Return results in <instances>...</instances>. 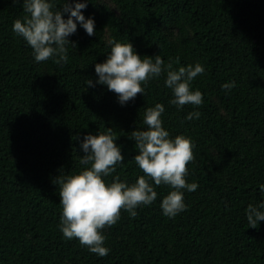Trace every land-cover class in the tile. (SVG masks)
<instances>
[{"label": "trees", "instance_id": "1", "mask_svg": "<svg viewBox=\"0 0 264 264\" xmlns=\"http://www.w3.org/2000/svg\"><path fill=\"white\" fill-rule=\"evenodd\" d=\"M109 1L114 8L90 0L82 10L94 18L95 35L78 25L61 65L35 61L12 31L26 14L22 0H0V264H264V221L252 228L245 215L249 203L264 200V0ZM109 38L174 68L203 64L191 82L203 103L169 104L166 73L123 106L106 85L87 86ZM233 80L235 87H221ZM156 102L170 135L195 144L186 180L198 188L184 192L187 208L173 218L160 208L170 191L163 184L136 216L121 209L101 230L110 252L98 256L60 232L56 178L87 167L79 160L86 133L111 128L124 159L106 180L135 182L143 173L131 132L146 127L145 109ZM194 110L199 118L185 119Z\"/></svg>", "mask_w": 264, "mask_h": 264}, {"label": "clouds", "instance_id": "2", "mask_svg": "<svg viewBox=\"0 0 264 264\" xmlns=\"http://www.w3.org/2000/svg\"><path fill=\"white\" fill-rule=\"evenodd\" d=\"M17 0H13L15 4ZM90 0H22L23 17L12 23V31L31 47L35 61L51 58L57 64L68 62V46L75 47V41L68 37L73 35L77 26L89 35H95V20L92 15L85 17V9ZM65 14H67L65 16ZM111 46L102 62L94 64L96 79L86 80V85H106L107 89L117 94V101L122 106L137 93L145 92L149 80L166 73L163 81L170 89L168 103L177 109L186 104L199 106L203 103V94L192 87L191 82L205 67L199 62L173 67L160 55L140 56L131 42H121L109 38ZM179 58H177L178 60ZM229 90L235 87V81L221 85ZM164 105L156 102L147 107L143 116L145 128L131 132L138 152L132 159L136 162L142 175L135 182L128 183L119 176H113L109 182L106 178L115 172L118 163L124 159L121 147L115 143L112 129L95 135L86 133L80 142L84 153L79 157L82 168L71 175H59V204L61 213L58 228L65 239L77 238L89 252L105 256L110 248L105 246L106 236L101 231L105 226L115 224L121 216V209L130 217L137 215V208L154 202L157 198L155 186L167 185L170 189L160 200L162 214L173 218L186 210L184 192L198 188L195 181L188 182V162L194 159V142L188 136L177 134L171 136L163 126L162 113ZM198 110L190 111L185 119L199 118ZM264 192V184L259 185ZM247 222L255 228L264 221V200L249 203L245 210Z\"/></svg>", "mask_w": 264, "mask_h": 264}, {"label": "rangeland", "instance_id": "3", "mask_svg": "<svg viewBox=\"0 0 264 264\" xmlns=\"http://www.w3.org/2000/svg\"><path fill=\"white\" fill-rule=\"evenodd\" d=\"M102 1L110 5L112 8H114V5L109 0H102Z\"/></svg>", "mask_w": 264, "mask_h": 264}]
</instances>
